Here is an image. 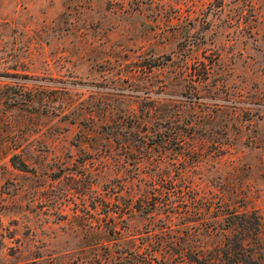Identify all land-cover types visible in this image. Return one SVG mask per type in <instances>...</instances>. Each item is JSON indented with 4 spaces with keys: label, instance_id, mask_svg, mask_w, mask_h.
Listing matches in <instances>:
<instances>
[{
    "label": "rangeland",
    "instance_id": "obj_1",
    "mask_svg": "<svg viewBox=\"0 0 264 264\" xmlns=\"http://www.w3.org/2000/svg\"><path fill=\"white\" fill-rule=\"evenodd\" d=\"M247 210L264 245V0H0V264H219Z\"/></svg>",
    "mask_w": 264,
    "mask_h": 264
},
{
    "label": "trees",
    "instance_id": "obj_2",
    "mask_svg": "<svg viewBox=\"0 0 264 264\" xmlns=\"http://www.w3.org/2000/svg\"><path fill=\"white\" fill-rule=\"evenodd\" d=\"M177 134L180 135L181 133ZM179 137L181 138V135ZM164 173L166 174L168 172ZM170 182L173 187L167 189L169 197L164 203H158V201L151 202V196H149L148 191H143L138 198L137 209L139 212L150 215L152 209L156 208V206L169 208L168 212L170 213V217H172V214L180 212L178 210L181 208V201L177 203L175 200L177 198H179L177 200H181V179H172ZM187 186L189 187V185ZM195 200L197 202L198 199ZM195 204L185 203V210L189 212L193 207L199 210L202 206L207 207L205 203ZM231 218L233 219L226 224H222V222L220 225L218 224L217 233L226 237L224 247H222L223 255L219 264H256L258 262L257 254L264 253V245H260L258 238L261 227L260 215L255 210H247L242 213L232 211ZM229 231L233 233V236L228 234ZM132 246L134 247L128 248L127 246L121 245L118 247L119 249L113 250L108 243H105L103 246L94 249L96 252L91 258L90 264H155L153 262L157 258L155 252L164 250L171 245L161 243L155 250L150 243L143 241L140 243L135 242ZM128 257L130 258L128 259ZM203 258L204 261L201 264H215L211 258L204 254Z\"/></svg>",
    "mask_w": 264,
    "mask_h": 264
}]
</instances>
